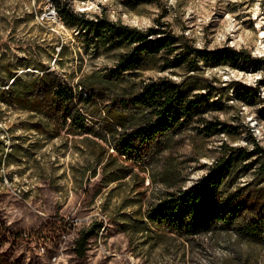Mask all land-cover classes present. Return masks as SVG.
<instances>
[{
  "label": "rangeland",
  "instance_id": "obj_1",
  "mask_svg": "<svg viewBox=\"0 0 264 264\" xmlns=\"http://www.w3.org/2000/svg\"><path fill=\"white\" fill-rule=\"evenodd\" d=\"M66 6L88 18L108 17L143 29L160 20L167 30L207 50L229 45L250 51L257 62L205 66L197 75L216 86L234 83L261 99L248 105L230 88L225 110L205 116L229 124V131L208 138L188 128L140 166L111 159L117 155L110 145L111 120L100 109L123 86L137 90L161 78L182 82L188 78L183 68L163 69L160 58L152 60L140 75L105 89L96 116L82 119L84 127H66L56 137L39 113L0 97V261L23 254L25 264L32 259L40 264L58 245L50 264H77L71 242L98 222L102 227L90 245V264H264V241L241 228L252 216H264L256 154L253 169L244 171V161L235 170L232 191L238 190L240 213L231 225L189 236L153 217L168 193L192 188L206 177L211 164L225 155L222 147L251 150L252 138L264 147V0H0V63L11 62L29 76L42 61L75 86L94 71L115 68L127 48L86 53L79 31L61 18ZM53 9L56 15L50 14ZM174 168L177 178L170 182Z\"/></svg>",
  "mask_w": 264,
  "mask_h": 264
},
{
  "label": "trees",
  "instance_id": "obj_2",
  "mask_svg": "<svg viewBox=\"0 0 264 264\" xmlns=\"http://www.w3.org/2000/svg\"><path fill=\"white\" fill-rule=\"evenodd\" d=\"M61 16L65 23L79 31L86 53L119 47L127 49L118 56L115 68L94 71L84 76L78 86L64 80L55 68L42 61L37 72L29 76L19 74L11 62L0 63V75L3 76L0 97L21 110L39 113L49 127L55 128V137L66 127H84L82 119L85 115L96 116L94 111L100 105L97 99H104L105 89L120 86L129 77L140 75L156 58L163 61V69L183 68L188 78L182 82L172 78L153 79L142 83L137 90L123 86V92H118L107 105L99 108L111 120L108 133H112L114 141H105H110L117 153L111 158L113 161L122 157L124 162L146 165L166 150L165 143L171 137L191 127L197 134L208 138L229 131V124L207 120L205 116L225 110L232 87L243 103L251 105L256 103L257 98L261 99L250 89H240L234 83L216 86L197 75L205 66L234 65L241 60L257 62L250 51L229 45L216 50L197 47L167 30V24L160 20L143 29L103 16L88 18L67 6ZM61 49L59 56L62 58L66 46L62 44ZM61 61L56 60L55 63ZM69 118H72L70 124ZM118 128L121 130L118 131ZM251 144V150L243 146L222 147L225 155L211 164L206 177L192 188L168 193V198L157 212L159 216H153L154 219L160 218L171 229L189 236L212 233L218 225L234 223L240 213V205L235 202L238 190L232 191L235 170L244 161H247L244 171L253 169L256 161L252 158L256 154L260 163L255 178L264 182V147L255 138H252ZM169 172L168 181L171 182L177 178V171L174 168ZM101 227V223L93 222L89 228L78 232L70 245L74 263L90 264V245ZM241 228L252 238L264 241V216H252L242 223ZM59 247L53 248L50 256L46 254L45 258H40V264H50ZM32 261L28 263L33 264ZM0 264H3L2 260ZM5 264H25L24 255L9 258Z\"/></svg>",
  "mask_w": 264,
  "mask_h": 264
},
{
  "label": "built area",
  "instance_id": "obj_3",
  "mask_svg": "<svg viewBox=\"0 0 264 264\" xmlns=\"http://www.w3.org/2000/svg\"><path fill=\"white\" fill-rule=\"evenodd\" d=\"M50 14H51V15H56L57 12H55V10H52V11L50 12Z\"/></svg>",
  "mask_w": 264,
  "mask_h": 264
},
{
  "label": "bare ground",
  "instance_id": "obj_4",
  "mask_svg": "<svg viewBox=\"0 0 264 264\" xmlns=\"http://www.w3.org/2000/svg\"><path fill=\"white\" fill-rule=\"evenodd\" d=\"M53 10H55V9H53ZM55 12H56V10H55ZM264 32V30H262V33Z\"/></svg>",
  "mask_w": 264,
  "mask_h": 264
}]
</instances>
